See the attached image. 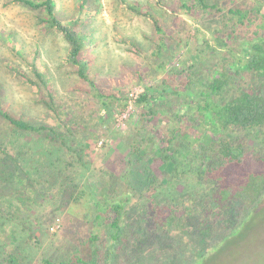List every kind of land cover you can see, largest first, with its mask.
I'll use <instances>...</instances> for the list:
<instances>
[{
    "label": "trees",
    "instance_id": "obj_1",
    "mask_svg": "<svg viewBox=\"0 0 264 264\" xmlns=\"http://www.w3.org/2000/svg\"><path fill=\"white\" fill-rule=\"evenodd\" d=\"M13 1L34 8L39 13L38 23L64 36L66 58L97 110L93 109L95 116L89 115L88 119L84 115L86 125L95 121L86 128L88 135L84 136L81 126L74 129L72 120L64 118L71 99L57 100L48 73L37 67V53L28 59L23 49L7 38L16 55L33 61L39 83L18 67L11 68L24 83L41 85L46 90L44 96L39 88V101L53 123H33L0 99V116L21 131L20 143L11 144L9 149L0 146V206L5 202L8 210L0 207V263H28L34 248H40V236L28 224L36 217L26 211L47 199L40 192L43 186L55 188L57 193L68 192L72 205L64 213L81 215L87 236H82L68 254L57 259L35 258L34 264H136L139 260L132 259L131 250L142 253L157 241L177 242L174 260L185 264L187 252L181 241L189 234L194 216H203L197 228L202 241L214 251L213 256L251 233L259 209L264 208V147L262 154L248 146L256 135L264 138V1L229 0V5L217 6L207 0H177L180 13L193 19L200 11L208 10L211 14L225 13L234 25L218 33L214 41L200 38L199 29L193 34L192 41L202 43L216 56L203 65L205 58L196 52L191 60L195 62L188 67L196 66L197 75L204 70L209 74L206 78H192L194 72L187 69L166 71L168 52L178 51L183 43L190 45L188 40L183 42L186 32L181 34L173 23L163 25L148 5L121 0L133 11L151 18L159 35L151 52L162 74V78H152L155 82L146 84L136 96L133 106L140 121H126V129L116 128L112 120L131 105L123 92L139 81L144 83L146 72L133 67L132 76L111 80L94 73L95 62L88 51L98 0L78 1L75 15L65 14L59 0ZM157 1L161 7L171 8L169 1ZM131 44L135 46L130 51L140 55L136 43ZM157 117L160 128L153 125ZM100 130L106 135L112 133L122 152L125 148L130 151V173L136 177H127L135 178V184L126 186L114 172H104L97 166L99 152L110 148L106 143L97 148L94 137ZM155 130H159V138L154 137ZM26 135L54 144L56 151L51 152L53 161L47 171L31 163L35 169L24 165L29 159L36 161L34 154L40 153L37 139L26 142ZM211 183L217 185L216 196L211 200L201 197L198 185ZM134 198L140 228L132 232L129 205ZM199 204L204 214L198 212ZM213 256L209 257L203 248L192 264H210Z\"/></svg>",
    "mask_w": 264,
    "mask_h": 264
},
{
    "label": "rangeland",
    "instance_id": "obj_2",
    "mask_svg": "<svg viewBox=\"0 0 264 264\" xmlns=\"http://www.w3.org/2000/svg\"><path fill=\"white\" fill-rule=\"evenodd\" d=\"M78 1L81 0H59L62 11L68 15L76 14ZM135 1L139 6H150L152 11L160 17L163 25L166 26L173 23V26L181 30V34L186 32L184 35L189 38L186 39L185 37L183 42L188 40L187 43L190 45H184L183 43L178 51L172 50L168 52L165 59L167 73L171 69L176 71L187 69L194 72L192 73V78H206L209 72H206L201 66L198 68L204 70L202 75L196 74V66L194 68H189L188 66L195 62V60L193 62L191 60L193 55H197V53L198 55L202 54L205 58L203 65H206L209 59H214L216 55L212 51H208L202 43L199 44L196 41H192L191 38L198 29L200 38H208L213 41L216 40L215 36L218 33L231 30L234 25L229 22L230 19L225 13L211 14L208 10L200 11L197 19H193L187 14L180 13V4L177 0L166 1L170 2L171 8L168 6L161 7L157 0ZM207 3L227 6L230 1L207 0ZM98 4L99 9L92 19L90 28L92 46L91 50L88 51V55L91 54L95 62L93 65L94 73L98 74V78L111 80L113 78L120 79L122 75L132 76L133 67H138L139 70L141 68L143 73L146 72L144 83L136 79V83L138 81L139 83L135 87L130 88L128 92H123L124 96L129 98L131 105L126 112L117 115L112 120L116 128L126 129V121L132 120L133 124H137L140 121L137 109L133 106L136 96L144 91L146 84L150 85L155 82L152 78H162V74L157 69L159 61L151 52V48L158 43L159 35L149 16L138 14L128 8V5L121 2V0H98ZM37 14L39 13L34 8L23 3L13 0H0V99L2 98L3 102L7 103L14 112L29 118L33 123H53L49 111L39 101L41 92L39 88H41V85L24 83L21 79L22 77L11 68V66H16L26 73L28 78L38 83L41 82L40 77H37V73L34 70L33 61L28 60L32 59L33 54L37 53V61L35 60L37 67L48 73L57 100L71 99L72 101L66 107L64 118L68 122L72 120L70 124L74 129H78L81 126L82 133L86 136L89 134L87 130L92 124H95V121L92 124L87 121L88 125H86V122L83 121L84 115H86V119H88L89 115L95 116V112H92V110H97V106L88 91L84 89L85 84H79L81 81L66 58L65 47L67 43L64 36L55 30L44 28L43 25L38 23ZM7 38H11L16 48L23 49L28 59L16 55V52L12 49V44L9 43L10 41ZM132 41L136 43L141 51L140 55L130 51L135 46L131 44ZM194 42H196V47L192 46ZM154 72L156 74L153 76ZM163 73L165 74V72ZM133 78L135 77L133 76ZM41 89L43 90V95L46 96V90L43 87ZM1 93H3V96ZM153 125L158 128L161 127L158 117L153 120ZM20 132L16 128H12L0 116V146L8 147L9 149L11 144L20 143L18 139ZM32 137L26 135L24 141L29 142L31 139H37L36 149L40 153L38 155L34 154L36 161L29 159L24 162V165L34 168L29 164L31 163L40 170L47 171L53 161L51 152H55L56 148L48 140ZM154 137L159 138V130H155ZM94 140L98 141V149L104 143L110 145L109 149L105 148L99 152L97 166L101 167L104 172H114L119 182L127 183L126 186L135 184V178L129 180L127 177L128 174L136 177L130 173L133 168L130 165V151L125 148L126 150L122 152L118 141L112 137V133L106 135L103 134V130L98 132ZM248 146L251 151L257 153L261 151L263 154L264 138L256 135L254 139L248 141ZM197 190L200 192L201 197H209L211 200V198L216 196L217 185L214 183L198 185ZM40 192L47 196V199L42 200V205L33 206V209L28 207L26 214H32L36 217L28 224L34 227L35 232L40 236L41 244L40 248H34V254L31 256L30 261L25 264H34L33 259L35 258L50 257L57 259L62 257L63 254H68L71 248L73 249L79 244L78 242L82 236H87L86 224L81 220V215L64 213L65 208L67 210V207L72 205V201L68 198V192L66 194L57 193L55 188L45 189L44 186ZM136 200L137 198H134L129 205L132 214L130 220L133 221L130 228L132 232L134 230L139 231L138 229L140 228L138 225L140 221L136 222L137 215L134 208ZM5 206V202H2L0 207L7 212L8 210ZM199 206L201 205L199 204ZM261 208L252 223L251 233L249 231L246 237L238 240L233 245H226L223 252L214 256V251L202 241L197 228L203 216L191 218L189 234L181 241L184 247L183 251L186 250L187 252L185 253L187 256L185 264L194 263L198 259L199 254L203 253V248H205L209 257L213 256L210 264H264V208L263 206ZM75 210L79 209L76 208ZM197 210L199 213L204 214V212H201L204 207L201 206ZM177 246V242L157 241V243L142 253L131 250L130 254L132 259L139 260L136 264H177L174 260L175 254L178 252ZM28 250L33 249L29 247Z\"/></svg>",
    "mask_w": 264,
    "mask_h": 264
}]
</instances>
